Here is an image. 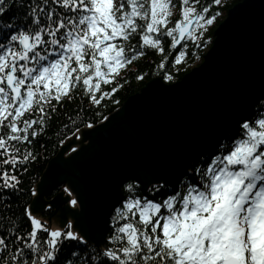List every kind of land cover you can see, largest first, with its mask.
Returning <instances> with one entry per match:
<instances>
[{
	"label": "snow or ice",
	"instance_id": "snow-or-ice-1",
	"mask_svg": "<svg viewBox=\"0 0 264 264\" xmlns=\"http://www.w3.org/2000/svg\"><path fill=\"white\" fill-rule=\"evenodd\" d=\"M213 6L221 0H0V264H264V87L171 165L116 171L97 195L95 230L81 223L74 232L64 219L53 228L33 215L35 201L19 199L33 142L62 101L82 89V101L100 105L119 87L102 85L145 46L163 53L165 38L171 49L190 40L210 51L215 40L204 37L221 15ZM237 7L253 10L264 41V0ZM137 36L139 48L129 44ZM163 79L162 88L178 85ZM83 112L65 114L76 132L93 128ZM72 191L80 221L84 197L75 182Z\"/></svg>",
	"mask_w": 264,
	"mask_h": 264
},
{
	"label": "water",
	"instance_id": "water-1",
	"mask_svg": "<svg viewBox=\"0 0 264 264\" xmlns=\"http://www.w3.org/2000/svg\"><path fill=\"white\" fill-rule=\"evenodd\" d=\"M234 6L215 29L213 48L175 82L177 86L162 88L167 82L161 76L151 79L104 122L84 129L81 145L73 138L49 162L41 188L51 192L67 185L74 198L75 182L85 201L78 221L80 205L74 207L68 195L58 194L53 203L60 213L53 226L64 219L73 222V231L81 223L95 230L97 195L116 171L137 163L156 169L171 165L203 144L233 107L264 87V41L254 12ZM73 145L79 148L66 156Z\"/></svg>",
	"mask_w": 264,
	"mask_h": 264
},
{
	"label": "trees",
	"instance_id": "trees-1",
	"mask_svg": "<svg viewBox=\"0 0 264 264\" xmlns=\"http://www.w3.org/2000/svg\"><path fill=\"white\" fill-rule=\"evenodd\" d=\"M240 1L241 0H221L220 7L217 8L213 6L212 10L220 11L221 15L217 17L213 25L208 27L204 39H207L209 36H211L212 39L214 38V31L226 17L228 10ZM207 2L210 3L211 0H207ZM177 18L179 17L176 15L173 16L169 22V27H174V21ZM186 42L188 48L184 50L187 55L180 64L174 62V57L175 54L181 50L182 46L178 50L171 49L170 37L162 41V46L164 47L163 53L145 46V54L132 60L131 63L121 69L113 84L102 85L103 91H110L112 87L117 85H119V87L110 97H105L98 106H90L86 99L83 101L81 100L80 93L82 89H77L71 101H62V106H57V111L52 116L45 134L36 138L33 142L32 147L34 154L37 155V159L26 165L28 171L22 175L24 183L21 185L25 191L20 195L19 199L26 204H32L33 201H36V206L39 208V211H36V213L44 216L47 221L53 222V220L57 219L60 209L53 203V200L58 194L62 193L64 189L56 188L48 192L46 189L41 188L40 183L49 162L58 155L65 144L72 141V137L77 133L67 121L65 114L71 116L72 119L75 120L77 119L75 113L78 109L83 108L85 112L80 115L84 117L85 122H91L93 126H95L103 122L105 117H108L119 109L130 96L138 93L151 79L158 76L164 77V75L167 74L172 75L175 82L180 80L184 74L202 62L204 54L211 46L196 48L192 41L186 40ZM129 44L139 48L142 44V40L137 36L130 40ZM194 52L196 55H193ZM165 56L168 57L167 60L164 59ZM197 56H199V59L196 58ZM161 62H163V67H161ZM137 77L142 78L138 79ZM65 123L69 124L70 131L62 127ZM77 126L80 128V131L85 128L83 124H78ZM82 143L83 142L80 140L79 144L81 145ZM75 228L78 230L77 226H75Z\"/></svg>",
	"mask_w": 264,
	"mask_h": 264
},
{
	"label": "rangeland",
	"instance_id": "rangeland-1",
	"mask_svg": "<svg viewBox=\"0 0 264 264\" xmlns=\"http://www.w3.org/2000/svg\"><path fill=\"white\" fill-rule=\"evenodd\" d=\"M62 187L63 186H61L60 188H62ZM33 215L36 216L37 219H39L37 215H35V214H33ZM68 221H70V220H68ZM52 227L55 228V227H58V226H52ZM74 232H76V231H74Z\"/></svg>",
	"mask_w": 264,
	"mask_h": 264
},
{
	"label": "flooded vegetation",
	"instance_id": "flooded-vegetation-1",
	"mask_svg": "<svg viewBox=\"0 0 264 264\" xmlns=\"http://www.w3.org/2000/svg\"><path fill=\"white\" fill-rule=\"evenodd\" d=\"M41 219L43 220V219H45V217L44 216H41Z\"/></svg>",
	"mask_w": 264,
	"mask_h": 264
},
{
	"label": "bare ground",
	"instance_id": "bare-ground-1",
	"mask_svg": "<svg viewBox=\"0 0 264 264\" xmlns=\"http://www.w3.org/2000/svg\"><path fill=\"white\" fill-rule=\"evenodd\" d=\"M123 105V104H122Z\"/></svg>",
	"mask_w": 264,
	"mask_h": 264
}]
</instances>
